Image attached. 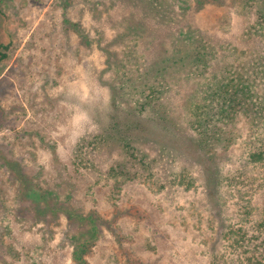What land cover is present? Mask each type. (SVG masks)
Instances as JSON below:
<instances>
[{
  "label": "rangeland",
  "instance_id": "obj_1",
  "mask_svg": "<svg viewBox=\"0 0 264 264\" xmlns=\"http://www.w3.org/2000/svg\"><path fill=\"white\" fill-rule=\"evenodd\" d=\"M125 1L0 0V46L10 43L0 60V264H78L72 237L80 229L62 212L37 216L33 201L19 197V185L31 183L62 193L68 205L98 219L101 235L85 254L86 264L210 262L221 230L208 210H214L218 185H209L210 173L193 143L186 144L188 156L169 152L167 161L155 167L192 169L202 185L191 190H159L146 175L116 182L107 169L125 159L117 149L112 155L99 153L96 167L77 171L73 164L78 143L97 133L88 110L108 98L90 79L105 68L104 53L95 41H82L73 24L85 26L93 39L114 41L123 32ZM165 1L190 10L187 24L218 36L240 31L238 0ZM244 136L234 145L232 159L245 156ZM157 152L150 148L152 157ZM222 206L229 214L235 211L234 197Z\"/></svg>",
  "mask_w": 264,
  "mask_h": 264
},
{
  "label": "trees",
  "instance_id": "obj_2",
  "mask_svg": "<svg viewBox=\"0 0 264 264\" xmlns=\"http://www.w3.org/2000/svg\"><path fill=\"white\" fill-rule=\"evenodd\" d=\"M238 1L241 28L229 36L187 24L190 10L174 9L165 0H126L123 32L114 41L93 39L85 26L73 24L82 41H95L104 53L105 68L90 79L108 93L88 110L97 133L78 143L76 170L96 167L99 153L117 149L126 157L107 169L116 182L146 175L159 190H191L201 184L192 169L155 167L167 161L166 153L188 156L186 144L193 143L210 173L209 185H218L217 203L214 197V210H208L221 230L209 264H264V0ZM116 45L119 49H110ZM9 46L1 44L0 60ZM2 117L0 103V129ZM243 134L246 154L232 159ZM18 190L21 199L33 201L37 216L62 212L80 229L72 237V254L75 263L86 264L85 254L101 235L98 219L78 212L54 189L31 183ZM230 197L236 210L229 214L222 204L228 206ZM219 241L224 245L218 247Z\"/></svg>",
  "mask_w": 264,
  "mask_h": 264
}]
</instances>
